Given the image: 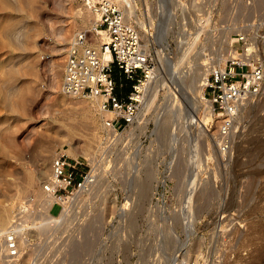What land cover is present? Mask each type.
Here are the masks:
<instances>
[{"label":"rangeland","instance_id":"374dc122","mask_svg":"<svg viewBox=\"0 0 264 264\" xmlns=\"http://www.w3.org/2000/svg\"><path fill=\"white\" fill-rule=\"evenodd\" d=\"M115 1L139 16L158 66L147 104L117 138L97 100L61 91L71 41L95 20L84 0H0V212L11 220L42 189L31 183L38 167L49 180L64 153L93 160L97 183L79 197L76 226L63 229L71 254L44 253L35 264H264V100L244 108L222 154L209 97L192 92V79L223 64L235 34L264 15V0H168L153 20L140 16L144 0ZM115 78L127 94L131 82L116 67Z\"/></svg>","mask_w":264,"mask_h":264},{"label":"built area","instance_id":"2783aa9c","mask_svg":"<svg viewBox=\"0 0 264 264\" xmlns=\"http://www.w3.org/2000/svg\"><path fill=\"white\" fill-rule=\"evenodd\" d=\"M143 19L164 13L168 0H144ZM94 16L92 27L75 34L63 66L61 91L73 98L98 101L109 137L117 138L139 115L158 66L142 45L141 32L128 11L115 0H84ZM105 37L97 49L94 44ZM236 46L223 64L211 68L204 80L212 115L217 119V142L229 154L242 125V110L248 103L264 100V15L235 34ZM111 55L105 60L103 54ZM115 67L131 82L123 94L115 78ZM98 174L91 159H69L58 153L51 161L50 179L43 184L42 198L30 195L15 208L9 226L0 233V264H35L44 253H57L59 261L71 254L65 226L75 225L79 197L90 194ZM59 207L57 215L52 214ZM27 264V263H26Z\"/></svg>","mask_w":264,"mask_h":264},{"label":"bare ground","instance_id":"6f19581e","mask_svg":"<svg viewBox=\"0 0 264 264\" xmlns=\"http://www.w3.org/2000/svg\"><path fill=\"white\" fill-rule=\"evenodd\" d=\"M126 1V0H125ZM196 6V5H195ZM128 11V10H127ZM131 11V10H130ZM130 11H128V13H130V15H132L133 14V12L131 13ZM79 18L81 19V21L82 22H85V20L86 19H84V17H83V15L81 14V12L79 13ZM144 23V22H143ZM142 24V23H141ZM89 25V24H88ZM234 39V38H233ZM104 41H106V38L103 36V37H101V40L100 41H98L97 42V40H96V45L95 46H97L96 48L97 49H100L101 48V44L104 42ZM233 44L235 43V39L233 40V42H232ZM145 46V45H144ZM146 47V46H145ZM233 53V50L231 51V54ZM103 57H104V59L105 60H111V55L110 54H108V53H105V54H103ZM226 59V57H225V55H223L222 56V61H224L225 59ZM217 59H220V58H217ZM218 61V60H217ZM208 74V73H207ZM203 75H204V73H203ZM202 76V75H201ZM200 75L199 76H197L196 78L194 77V79H192L193 80V85H192V92H194V94L196 93H199V95L201 96L200 98H202L203 100H204V91H205V88H204V80H205V76H203V78L201 77ZM193 78V77H192ZM202 80H203V82H202ZM197 83V84H196ZM153 84V83H152ZM152 84H151V86H152ZM151 86H150V88H151ZM150 90V89H149ZM149 94V93H148ZM199 95H198V97H199ZM148 96V95H147ZM147 96H146V99H147ZM195 96V95H194ZM196 97H197V95H196ZM146 99H145V101H144V103H143V105L145 104V102H146V104H147V102L148 101H146ZM196 101V100H195ZM256 102V101H255ZM254 102H250V103H248L247 105H250V104H253ZM246 105V106H247ZM245 106V107H246ZM245 107H243V110H244V108ZM197 108V107H196ZM242 110V111H243ZM141 111V110H140ZM195 112H197V110L195 109ZM211 114H212V112H211ZM210 115V114H209ZM194 117H195V114H194V112H193V114H190V123L192 122V121H194L195 122V119H194ZM209 119H210V117H209ZM209 119H207L206 118V116L204 117V119H202L201 121H203L204 123H207L208 122V120ZM197 122V121H196ZM165 123H166V121H165ZM165 123H163V124H165ZM201 124H202V122H201ZM164 126V125H163ZM161 127H162V125H161ZM202 129H204L203 127H202ZM203 131V130H202ZM164 133V132H163ZM202 133V132H201ZM88 146V145H87ZM88 149H91L90 148V145L87 147V150ZM70 151V150H69ZM90 151V150H89ZM88 152V151H87ZM71 155H73L74 153L73 152H69ZM56 155V154H55ZM45 166L44 165H40L39 167H38V169H37V171H36V173L35 174H33L32 176H31V183L32 184H36V183H41V182H47L48 181V178L46 177V170H45V168H44ZM151 177V176H150ZM140 182V181H139ZM43 183V184H44ZM192 185H194V183L192 184ZM43 187V186H42ZM145 187H146V184L145 183H143L142 184V186H141V192H140V194H141V196L143 197L144 196V193L146 194L147 192H145ZM36 198H42V189L40 190V191H37V192H35V194H33ZM192 198H193V196H192V192H191V196H189V201H188V203H191L192 202ZM144 200V199H143ZM136 208V207H135ZM14 209V208H13ZM123 209V208H122ZM10 211L9 210H7V209H4L3 211H1L0 212V227H1V229H0V233L1 232H3L8 226L6 225V224H10V222H11V220H12V216H11V220H10ZM5 226H7L6 228H5ZM77 242V241H76ZM72 251H73V253H74V248H72Z\"/></svg>","mask_w":264,"mask_h":264}]
</instances>
